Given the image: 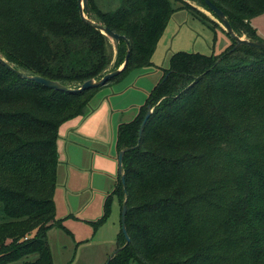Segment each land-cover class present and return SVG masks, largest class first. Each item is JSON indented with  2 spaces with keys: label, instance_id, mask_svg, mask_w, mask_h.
Returning <instances> with one entry per match:
<instances>
[{
  "label": "trees",
  "instance_id": "obj_1",
  "mask_svg": "<svg viewBox=\"0 0 264 264\" xmlns=\"http://www.w3.org/2000/svg\"><path fill=\"white\" fill-rule=\"evenodd\" d=\"M210 1L237 36L261 41L251 19L264 13V0ZM88 3L89 19L125 38L116 60L111 41L81 20L77 0H0V56L27 75L78 88L121 66L130 48L122 72L80 92L46 88L0 63V264H54L47 231L64 228L53 198L59 127L89 115L102 87L151 67L176 10L219 26L171 0H120L107 9ZM231 41L219 55H170L137 115L118 125L124 185L118 173L91 222L96 230L107 219L112 195L125 201L129 242L120 230L121 249L108 264H264V50L229 51Z\"/></svg>",
  "mask_w": 264,
  "mask_h": 264
},
{
  "label": "crops",
  "instance_id": "obj_2",
  "mask_svg": "<svg viewBox=\"0 0 264 264\" xmlns=\"http://www.w3.org/2000/svg\"><path fill=\"white\" fill-rule=\"evenodd\" d=\"M197 20L200 24L206 25L208 28L212 29L214 33H226L221 25L212 28L211 25L205 24L199 19L195 18L189 11L186 9H178L173 12L167 22L166 27H168L170 21L175 22H185L188 20ZM180 25V24H179ZM191 25V24H190ZM165 27V28H166ZM165 31V29H164ZM163 33L161 34L155 50L151 56V67L142 68L136 71H133V77L131 78V82L128 85H123L121 87H116L113 91L110 88V85L105 88H101V92L105 95V98L111 97L109 101V108L115 111L126 110L127 104L131 100L137 98V104L132 103V108L129 109L125 116L120 115L122 121L116 124L115 129V137L109 147H106L103 143L104 141H95L92 139L91 135L88 132L83 130L84 126H76L77 123L75 119L72 121H68L71 123V126H60L58 130V140H57V150H58V165H57V186L54 192V204H55V217L56 219L61 220L62 226L60 227H51L47 231V241L49 238L55 235V229H61L66 234L73 236L71 230L67 229L64 225L68 222L69 226H73L74 223H85L91 225L92 221H96L101 215L103 211V203L108 194H111L114 190V187L117 183L118 178V165L116 173L111 172V167L108 168L107 161L111 163H117V155L118 150L116 148V131L119 124L128 122L132 120L142 105H144L149 92L151 89L160 81L162 77V68L163 63H157L153 60V56L156 52V48L160 43H163ZM190 35L192 33L187 31ZM230 38V37H229ZM163 41V42H162ZM228 42L227 47L224 49L226 51L228 47L231 45V38L229 40H225ZM224 51L219 52L218 54L209 53L206 55L214 54L219 55ZM178 52V51H176ZM186 52V51H184ZM197 53H201L196 51ZM204 54V53H202ZM170 57V56H169ZM168 57V59H169ZM149 69V70H147ZM143 80V82H138V80ZM109 87V92L105 93L106 88ZM100 92V93H101ZM144 93L143 95L140 93ZM117 94V95H114ZM98 95L95 94L94 97ZM143 100V101H142ZM121 104V105H117ZM119 106V107H118ZM64 125V124H63ZM63 127V128H62ZM94 129V131L99 126H90ZM95 138V137H94ZM102 155L103 160L106 161V166L104 168L95 167L98 166L94 161L97 160L98 154ZM95 164V165H94ZM59 189V190H58ZM98 197L97 211L91 213L87 210V208L91 207V203L94 198ZM117 199V200H116ZM94 205V206H95ZM111 211L116 212L120 216L121 206L116 195L111 196ZM120 224V220H119ZM91 227H93L91 225ZM76 242L74 249L76 246L83 247L86 243L77 244ZM49 244V242H48ZM116 248V243H115ZM50 248V245H49ZM82 250V248H81ZM51 251V249H50ZM52 254V253H51ZM75 252H73L70 261L74 257ZM109 251L106 250L104 253L101 252L99 256H96L95 264H102L103 260L109 257ZM81 258V254L79 255ZM53 260V256H52ZM54 263V262H53ZM105 264V263H104Z\"/></svg>",
  "mask_w": 264,
  "mask_h": 264
},
{
  "label": "rangeland",
  "instance_id": "obj_3",
  "mask_svg": "<svg viewBox=\"0 0 264 264\" xmlns=\"http://www.w3.org/2000/svg\"><path fill=\"white\" fill-rule=\"evenodd\" d=\"M119 2L120 0H93V3L97 4L102 9L113 8ZM171 3L173 4V7H180L183 5L190 6L194 8L195 11L201 12L208 19L220 25V23L211 15V13H209L196 0H171ZM251 25L256 29L259 35V39L261 41H264V13L253 17L251 19ZM187 31H190L192 35H190ZM242 37L245 36L243 35ZM162 38L165 42L164 44L160 43L157 46L156 52L153 56V60L157 63H163V66H167L168 57L176 51H198L204 54L213 52L214 54H218L219 52L224 51V49L227 47L228 42L225 40H229L230 42V38L226 33H214L212 29L208 28L204 24H200L197 20L194 19L185 22L170 21L168 27L165 28ZM116 53L117 51L113 47V60L117 59ZM110 69L111 68L109 67V70ZM132 77L133 74H126L122 78L118 79V81L110 85L111 90L113 91V89H115L116 87L128 85L131 82ZM143 80L146 79L138 80V82H143ZM106 86L102 88H105ZM100 90H98L97 92L98 95H96V97H94L91 101L90 105H92L93 107L92 112L84 117H78L74 122L77 123L76 126H84L83 130L85 132H88V134L93 137L92 139H95L97 144L101 140L104 141L103 143L106 147H109L115 137L116 124L122 121L121 119H123V117L120 118V115L125 116L127 113L125 111H129V109L133 107L132 103L137 104L138 100L136 98L134 100L126 102L128 103L126 110H111L109 108L108 101L111 100V97H103V95L105 94L104 92L102 94ZM105 91V93L109 92V87H107ZM140 93L143 95L144 99V93ZM62 126H71V123L67 124L66 122ZM90 126L99 127L94 131V129ZM96 154H98V152ZM103 158L104 157H102V155L98 154L97 160L94 161L98 166L94 164L95 167L104 168L106 166V161H104ZM107 164L108 168L111 167V172L116 173L117 163H111L107 161ZM95 204H98V197L94 198L91 203V207L87 208V210L91 213H94L95 210L97 211L98 208ZM111 206L112 205L110 204L109 216L96 228V230H94L93 227H91V225L89 224L78 222H76V224L74 223L72 227L69 226L68 222L66 224L64 223L65 227L71 230L73 236L66 234L61 229H55V235H51L48 240L54 264H95L96 256H99L101 252L104 253L106 250L109 251L108 255L111 256L113 251L116 249L114 245L116 243L117 235L120 231V216L118 213L113 212V210L111 211ZM77 241H79L77 244H80L82 242L84 244L86 243V245H84L83 247L76 246V249H74ZM73 252H75V254L70 261ZM80 254L81 258H79ZM107 259L108 257L103 260L102 264H104ZM128 264L138 263L131 260Z\"/></svg>",
  "mask_w": 264,
  "mask_h": 264
},
{
  "label": "water",
  "instance_id": "obj_4",
  "mask_svg": "<svg viewBox=\"0 0 264 264\" xmlns=\"http://www.w3.org/2000/svg\"><path fill=\"white\" fill-rule=\"evenodd\" d=\"M89 0H77V6H78V11H79V16L81 18V20L83 22H85L86 24L90 25L91 27L99 30L103 35H105L112 43L113 47L116 48V44L117 42L122 39L125 40V38L121 35H118L116 33H114L113 31H111L108 27L99 24L91 19H89L87 17V13L89 11ZM205 5L209 8V10L215 15V17L218 19L217 21L220 23L221 27L223 28V30L226 32V34L235 41L234 46L229 50L232 51L235 48H237L239 45H248L260 50H264V42L262 41H254V40H250L249 38L246 37H242V36H237L233 30L232 27L230 25V23L228 22L226 16L224 15L223 11L220 10L218 7L215 6V4L213 2H211L210 0H202ZM129 45H127V49H126V54L124 57V61L121 64V66H119L117 69L107 72L105 73L100 79L95 80V79H88L85 80L84 82H82L80 84V86L78 88H69L63 84H61L60 82L57 81H53L47 78H44L42 76L39 75H27L15 68H13L8 62H6L1 56H0V63L2 65H4L7 69L11 70L12 72H14L16 75L33 81L35 83L41 84L46 88L49 89H54V90H58V91H66V92H80L83 90H87V89H92V88H97L100 86L105 85L109 79L117 76L120 72H122V70L126 67L127 65V60H128V56H129ZM228 51V52H229ZM152 112L151 107L148 105L147 106V110L146 113L142 119V122L140 124L139 130H138V139L142 133L143 127L147 121V119L149 118L150 114ZM122 156H123V151H119L118 155H117V165H118V173L120 174V179L124 185V175L122 174L121 171V164H122ZM125 213H126V203L125 201L122 203L121 205V210H120V230L125 238V243L124 246L126 244H128L129 242V236L127 234L126 231V227H125ZM123 246V247H124ZM121 248H116L113 253L111 254V256L108 257L107 261L105 262V264H108L109 261L111 260V258L120 250Z\"/></svg>",
  "mask_w": 264,
  "mask_h": 264
}]
</instances>
